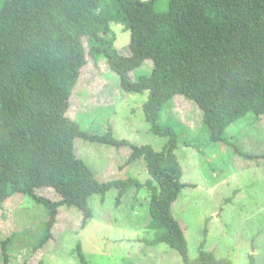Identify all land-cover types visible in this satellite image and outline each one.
<instances>
[{
  "label": "trees",
  "instance_id": "1",
  "mask_svg": "<svg viewBox=\"0 0 264 264\" xmlns=\"http://www.w3.org/2000/svg\"><path fill=\"white\" fill-rule=\"evenodd\" d=\"M155 1L0 0V209L15 193L44 204L50 210L47 241L61 207L80 210L85 224L93 194L118 188L119 201L130 188L146 185L153 243L169 244L185 264H232L210 251L188 256L171 212L186 186L175 154L177 132L159 122V113L176 94L196 102L212 142H222L227 127L248 113L264 114V0H169L165 11H157ZM112 23L128 26L129 52L114 47ZM98 55L126 92L147 91L145 120L152 133L168 137L160 150L131 145L126 164L142 159L151 176L146 183L135 176L102 180L77 154L78 139L129 143L112 129L83 130L66 114L83 67ZM148 61L151 72L133 80L131 72ZM45 186L60 200L36 193ZM75 250L80 263L89 264L79 244ZM2 251L8 264L6 240Z\"/></svg>",
  "mask_w": 264,
  "mask_h": 264
},
{
  "label": "rangeland",
  "instance_id": "2",
  "mask_svg": "<svg viewBox=\"0 0 264 264\" xmlns=\"http://www.w3.org/2000/svg\"><path fill=\"white\" fill-rule=\"evenodd\" d=\"M168 3L156 0L155 9L165 11ZM127 27L111 24L114 47L123 54L129 52ZM104 59L98 55L95 63L83 67L66 114L83 130L103 134L112 129L129 143L115 147L78 139L77 154L102 180L135 176L146 183L151 176L142 159L126 164L131 145L160 150L168 137L152 133L145 120L142 104L147 91L126 92ZM149 61L130 77L149 74ZM159 122L174 125L177 132L175 154L186 186L171 212L183 228L188 256L210 251L232 264H264V114L248 113L227 127L222 142H212L199 105L176 94L163 105ZM118 192L111 188L104 196H90L92 216L85 224L80 210L61 207L47 241L50 210L27 194L15 193L0 209V264L3 240L8 264H81L77 244L89 264H185L178 250L152 242L157 232L149 225L152 190L146 185L132 187L117 201ZM36 193L60 200L48 186Z\"/></svg>",
  "mask_w": 264,
  "mask_h": 264
}]
</instances>
